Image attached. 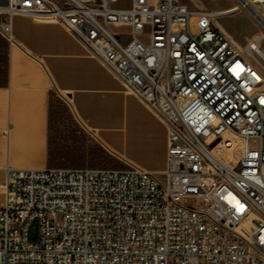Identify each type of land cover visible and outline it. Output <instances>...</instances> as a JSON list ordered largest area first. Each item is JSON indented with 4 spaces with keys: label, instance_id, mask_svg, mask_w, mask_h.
Segmentation results:
<instances>
[{
    "label": "built area",
    "instance_id": "built-area-1",
    "mask_svg": "<svg viewBox=\"0 0 264 264\" xmlns=\"http://www.w3.org/2000/svg\"><path fill=\"white\" fill-rule=\"evenodd\" d=\"M15 16L73 35L166 124L168 156L160 174L126 160L6 167L0 264H264V73L209 12L178 0H0L10 48H21ZM162 24L168 51L154 38Z\"/></svg>",
    "mask_w": 264,
    "mask_h": 264
},
{
    "label": "crops",
    "instance_id": "crops-1",
    "mask_svg": "<svg viewBox=\"0 0 264 264\" xmlns=\"http://www.w3.org/2000/svg\"><path fill=\"white\" fill-rule=\"evenodd\" d=\"M13 34L21 48L8 44V76L7 42L0 34V184L8 166L58 167L51 150L55 94L68 96L79 122L112 157L157 174L167 169L166 124L73 35L26 16L13 18Z\"/></svg>",
    "mask_w": 264,
    "mask_h": 264
},
{
    "label": "rangeland",
    "instance_id": "rangeland-1",
    "mask_svg": "<svg viewBox=\"0 0 264 264\" xmlns=\"http://www.w3.org/2000/svg\"><path fill=\"white\" fill-rule=\"evenodd\" d=\"M178 1L188 5L194 12H198L200 9L207 12H224L237 5L235 0ZM253 8L258 9L264 15V6L257 4ZM213 21L215 26H217V22H220L233 36L234 43L244 52L255 37L264 32L262 25L248 10L213 17ZM144 42L147 43V41ZM260 47L264 51V40L260 42ZM257 60L264 68V59L260 57ZM255 63L257 64V62ZM51 150L55 158V166L58 167H123L119 160L107 152L97 136L79 122L66 94H55L53 98ZM31 238H36L35 229L31 230Z\"/></svg>",
    "mask_w": 264,
    "mask_h": 264
},
{
    "label": "bare ground",
    "instance_id": "bare-ground-1",
    "mask_svg": "<svg viewBox=\"0 0 264 264\" xmlns=\"http://www.w3.org/2000/svg\"><path fill=\"white\" fill-rule=\"evenodd\" d=\"M246 1L248 4L247 5L248 11L252 13V15L258 20V22L264 28V15L260 13L258 9L253 8L257 4L264 6V0H246ZM201 10H204V9H201ZM237 11L239 10H238L237 5H235L234 7H231L227 11H224V12H217V11L209 12V15L213 19V17H219L224 14L235 13ZM111 16H118V9H111ZM216 27L220 29L230 41L232 42L235 41L233 39V36L227 31V29L220 22H217ZM171 37H172V28L170 24L158 25L156 30H154V38L156 39L157 46H159V50L161 51H168V46L171 43ZM262 40H264V34L257 35L255 39L246 48L245 52L250 55L251 60H254L255 62H257L258 66L260 67L261 70H263V73H264V68L261 66L259 60H257L260 57L264 59V51L260 49V42ZM138 48H147V43H145L144 41H138ZM254 56L256 57V59ZM262 80L264 82V76ZM199 120H200V113L188 112V121H199ZM238 158H239V155L233 153L229 156L228 160L236 162Z\"/></svg>",
    "mask_w": 264,
    "mask_h": 264
},
{
    "label": "trees",
    "instance_id": "trees-1",
    "mask_svg": "<svg viewBox=\"0 0 264 264\" xmlns=\"http://www.w3.org/2000/svg\"><path fill=\"white\" fill-rule=\"evenodd\" d=\"M7 42V41H6ZM8 50H9V47H8V42L6 43V53H5V58H6V75L8 76ZM0 61H1V57H0ZM6 76V77H7ZM54 159V158H53Z\"/></svg>",
    "mask_w": 264,
    "mask_h": 264
}]
</instances>
